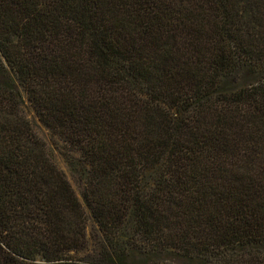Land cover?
<instances>
[{"label": "trees", "instance_id": "trees-1", "mask_svg": "<svg viewBox=\"0 0 264 264\" xmlns=\"http://www.w3.org/2000/svg\"><path fill=\"white\" fill-rule=\"evenodd\" d=\"M0 264H264V0H0Z\"/></svg>", "mask_w": 264, "mask_h": 264}, {"label": "rangeland", "instance_id": "rangeland-1", "mask_svg": "<svg viewBox=\"0 0 264 264\" xmlns=\"http://www.w3.org/2000/svg\"><path fill=\"white\" fill-rule=\"evenodd\" d=\"M26 111L30 115V117L35 121V127L38 133L45 139L48 147L50 150L53 151L54 154V160L58 164V166L63 169L68 178L71 181V184L73 185L75 191L77 192L80 199L83 201L82 198V182L78 180L75 176H73L70 171L67 170V167L65 165V161L63 158V149L61 148V144L58 143L56 136H54L46 127H44L34 116L33 109L29 104L26 106Z\"/></svg>", "mask_w": 264, "mask_h": 264}]
</instances>
